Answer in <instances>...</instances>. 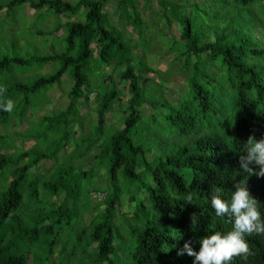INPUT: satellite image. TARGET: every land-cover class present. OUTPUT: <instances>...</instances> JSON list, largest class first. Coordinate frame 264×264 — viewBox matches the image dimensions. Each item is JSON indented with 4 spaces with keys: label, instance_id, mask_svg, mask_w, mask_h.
<instances>
[{
    "label": "trees",
    "instance_id": "1",
    "mask_svg": "<svg viewBox=\"0 0 264 264\" xmlns=\"http://www.w3.org/2000/svg\"><path fill=\"white\" fill-rule=\"evenodd\" d=\"M107 1L0 3V13L7 10L11 14L28 5L35 11L47 9L61 19L75 18L83 9L87 10L85 22L73 20L53 30L56 34L63 29L68 31L63 53L30 58L7 55L0 59V74L6 72L7 76L13 75L15 68L27 70L35 65L61 63L56 73L32 84L7 83L0 104L12 99L14 109L11 113L0 109V128H8L13 119L20 121L26 117L34 106V98L59 87L67 73L72 82L67 109L52 117H42L38 124L40 128L46 127L42 134L44 143L37 142L31 150L9 153L12 134L0 129V179L6 173L9 175L7 187L0 182V264H30V258L34 264H51L57 246L62 245L64 230L82 220L88 202L93 204L92 190L97 189L90 180L95 170L77 171L75 162L82 158L73 160L74 164L64 159L49 175L39 173V169L33 173L32 169L40 163L55 162L73 135H77L78 132H70L82 120L77 103L88 100L85 89L91 75L103 66L111 68L112 73L106 75L104 82L111 83L112 89L97 94L94 135L82 143H89L88 152L99 146L95 165L108 169L109 193L101 213L77 234L76 247L68 254L67 246H63L56 264H72L77 253L81 254L83 264H193V256L178 252L186 241H191L199 251L200 238L234 228V220L216 214L211 197L218 188L225 200L230 199L238 182L247 185L264 218V174H260L259 165H251L252 172L240 166L249 138L264 139V68L252 60L264 56L257 44L264 40L246 34L243 28L232 29L228 14L221 12L227 8L224 4L228 0H207L211 3L209 8H217L211 11L220 12L208 32L199 26L203 16H211L205 10L199 11L201 6L206 9L207 4L159 0L169 27L174 22L181 27L178 37L168 31L176 45L178 41L182 44L181 49L171 46L168 50L177 61L183 60L181 67L187 74V90L181 92L177 102L171 101L163 85L150 77L160 73L146 62L149 47L135 57L132 42L110 24L105 10ZM233 1L244 8L264 5V0ZM116 2L119 20L138 28L139 37H143L144 21L137 1ZM179 8L187 13H178ZM93 45L99 49L98 57ZM123 92L130 98L120 111V127L108 128L109 111L123 102ZM172 134L174 140L183 137L185 142L170 149ZM16 137L22 142L33 138L19 134ZM120 176L130 186L138 185L145 196L138 202L131 195L129 209L123 206ZM85 188L87 195L83 199ZM92 209L96 208L90 206L87 211ZM124 229L131 235L125 236ZM246 239L248 253L234 255L229 264H264V233H253ZM20 244L25 245L24 249L19 248Z\"/></svg>",
    "mask_w": 264,
    "mask_h": 264
},
{
    "label": "rangeland",
    "instance_id": "2",
    "mask_svg": "<svg viewBox=\"0 0 264 264\" xmlns=\"http://www.w3.org/2000/svg\"><path fill=\"white\" fill-rule=\"evenodd\" d=\"M8 2L10 0H0L1 2ZM36 1V0H35ZM72 3H76L79 0H69ZM138 12L141 15V18L144 21V30L143 37H139L138 28L129 25L127 22H121L115 14V9L117 6L116 0H108L105 2V10L109 15L110 24L116 28H119L124 34L125 38L132 42L134 45L135 57L142 55L143 51H146V62L148 66L153 68L155 71L160 73L158 76L150 75L160 84L163 85L165 95L171 101H178L181 97V92L187 90V74L182 70L183 60H176L173 55L170 54L168 49H172L171 46H176L178 49H181L182 44L176 45L172 40L171 35L168 31L179 36L181 27L177 23H173L169 27L166 19L163 17V11L161 10V5L159 0H136ZM178 3H183L182 1H188L190 4L198 2L202 5H208L206 9L200 7V12L204 10L209 13L210 17L203 16V19L199 22L200 30H206L207 32L213 27L214 21L218 19L220 12H213L211 9L217 10L215 6L209 8L211 3H208L207 0H176ZM218 0L216 3H221ZM226 1V0H222ZM229 3V4H228ZM227 8L224 11H221L223 15L228 14L230 22H232V29H241L243 28L246 34H251L253 37H257L264 40V5L255 4L252 7L244 8L237 7L234 4L233 0H228ZM181 11L182 14H186L183 8H179L178 13ZM195 11L196 13L198 11ZM87 10L83 9L81 13L75 18H59L56 15L48 12L47 9H41L35 11L30 8L28 5L17 8L13 13L7 14V10H3L0 13V59L8 56H21L24 58H30L33 56H47L53 54H61L67 48L66 38L68 36V31L63 29L59 34L52 33L53 30L58 25H65L67 22L77 20L79 22H85V14ZM162 12V13H161ZM251 30V31H250ZM44 31L48 36H41L38 32ZM250 31V32H249ZM163 38V39H162ZM145 41V42H142ZM150 41V42H147ZM261 41V42H260ZM258 40V48L264 50V41ZM168 45H166V44ZM142 45V47H141ZM151 45V47H150ZM94 55L98 57L99 49L96 45H93ZM150 49V50H149ZM143 50V51H142ZM203 60H206V56H203ZM259 67L264 68V56L261 58L252 59ZM61 67V63H51L42 67L35 65V67L24 70L22 68H15L13 75L7 76V73L4 72L0 74V86L7 87V83L12 86L16 82L24 84H32L37 79L41 77H48L56 73ZM111 68L102 67L99 70H95L91 75L88 88L85 89V93H88V100H80L77 103V109L80 111L81 118L78 124H75L71 127V133H77L73 135L71 141L68 142V145L63 150V153L55 158V162H44L33 167L32 171L34 173L35 169H39V173L43 175H49L54 173L55 169L64 162V159L70 161L74 164L73 160L77 158H82L75 162L77 171H86L90 172L95 170L94 177L90 180L96 186L97 191L92 190V202H88L86 205V212L82 216V220L73 222L71 226L66 228L62 237V245L57 246L55 252L56 256L51 260V264H56L58 262V254L60 253L63 246H67V253L70 254L73 250V247L77 245L76 238L77 234L83 229L92 223L93 220L101 213L104 209L103 203L105 197L109 193L110 178L107 177L108 169L95 165V157L99 154V146L96 145L91 151L88 152L89 143H82L83 139H92L94 135V127L96 125L97 119V104L96 98L98 93H102L103 90L112 89L111 83H105V77L108 74H111ZM114 78H117V74L114 75ZM164 80V82H163ZM71 79L70 74L67 73L62 79L61 85L50 89L47 93H41L38 97H35L33 102V108L28 112L27 116L22 120L13 119L10 122V125L7 127H1V131L5 133L12 134V149H9V153H16L18 151H27L34 149L37 142L44 143V137L42 136L45 132L46 127L40 128L38 125L41 121V118L44 116L52 117L62 110H66L69 103V93L71 89ZM155 90V86L152 87ZM152 90V91H153ZM130 96L123 92V102L121 104H115L114 107L109 111L107 124L109 127H114L117 129L120 127L121 122V110H124L127 105V101ZM109 130V129H108ZM18 134L26 139L33 136L31 140L22 142L19 138L16 137ZM38 136H41L38 139ZM171 138V143L173 146L170 147L176 148L180 147L179 144L185 142V138H177L174 140V135L169 136ZM53 138H51L52 140ZM178 146H174L175 143ZM170 151V150H168ZM7 152V149H6ZM71 159V160H70ZM40 167V168H39ZM96 167V168H95ZM9 175H6L0 179V182L4 183L2 185L7 187ZM89 181V182H90ZM93 185V186H94ZM98 185V186H97ZM120 185L124 190L123 194V206L126 209H129V197L135 195V198L138 202L142 200L145 196L142 194V191H139L138 185H129L125 179L120 176ZM87 184H85V187ZM5 188V187H4ZM104 190L105 192L100 191L99 189ZM94 189V187H93ZM43 190V189H42ZM129 190V191H128ZM87 188L84 190L83 199H86ZM53 202H59L60 200L52 199ZM146 200V199H145ZM94 206L96 209L93 211L87 209ZM135 207V205H134ZM121 226L123 224L121 223ZM122 233L126 235H131L128 233L127 229H124ZM10 239L8 242H11ZM23 244L19 245V248L24 249ZM81 249V248H80ZM65 253V255H67ZM78 256L75 257L72 264H83L81 254L77 253ZM63 255V257L65 256ZM30 264H34L32 258L29 261Z\"/></svg>",
    "mask_w": 264,
    "mask_h": 264
},
{
    "label": "clouds",
    "instance_id": "3",
    "mask_svg": "<svg viewBox=\"0 0 264 264\" xmlns=\"http://www.w3.org/2000/svg\"><path fill=\"white\" fill-rule=\"evenodd\" d=\"M5 91L6 88L0 86V95ZM0 109L11 113L14 109V101L8 99L7 103L0 104ZM253 164L259 165L260 174H264V139H257L255 136L250 137L245 143L244 152L240 157V166L245 171H254L251 167ZM219 193L220 190L215 189L211 197V205L218 216H228L230 220H234V228L227 233L214 232L200 238L199 251L193 248L191 241H186L178 255L187 252L194 257L193 264H229L234 255L248 253L247 235L264 233V218L259 203L250 194L244 182L235 183L234 191L228 200ZM195 220L193 216V224Z\"/></svg>",
    "mask_w": 264,
    "mask_h": 264
}]
</instances>
